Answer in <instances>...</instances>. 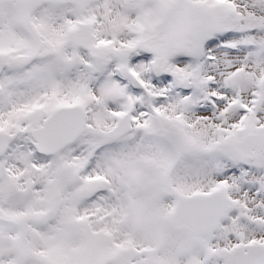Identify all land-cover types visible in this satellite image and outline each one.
<instances>
[{"label":"snow or ice","instance_id":"1","mask_svg":"<svg viewBox=\"0 0 264 264\" xmlns=\"http://www.w3.org/2000/svg\"><path fill=\"white\" fill-rule=\"evenodd\" d=\"M0 264H264V0H0Z\"/></svg>","mask_w":264,"mask_h":264}]
</instances>
